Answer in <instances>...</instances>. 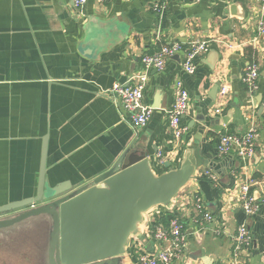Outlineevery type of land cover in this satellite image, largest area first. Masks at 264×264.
Returning <instances> with one entry per match:
<instances>
[{
    "label": "crops",
    "instance_id": "crops-1",
    "mask_svg": "<svg viewBox=\"0 0 264 264\" xmlns=\"http://www.w3.org/2000/svg\"><path fill=\"white\" fill-rule=\"evenodd\" d=\"M261 5V0H87L77 9L71 0H0V207L36 195L44 150L48 189L103 190V183L93 181L120 158L143 160L151 180L171 176L177 189L167 203L140 214L119 264H139L141 254L169 247L153 233L171 219H179L186 234L176 264H230L243 222L252 237L243 262L264 264V39L256 32ZM192 41L208 46L193 60L192 74L181 67L183 53L167 59L161 71L141 64L162 45ZM251 61L260 69L254 92L242 82ZM139 75L146 76L142 105L152 114L134 129L106 93ZM176 83L189 96L181 119L187 132L179 142L168 127ZM251 126L258 131L251 160H241L234 150L218 153L221 136L241 135ZM248 180H254L258 206L250 218L239 205ZM196 196L212 221L194 222L201 218L193 208Z\"/></svg>",
    "mask_w": 264,
    "mask_h": 264
},
{
    "label": "water",
    "instance_id": "water-1",
    "mask_svg": "<svg viewBox=\"0 0 264 264\" xmlns=\"http://www.w3.org/2000/svg\"><path fill=\"white\" fill-rule=\"evenodd\" d=\"M262 109V108H261ZM193 165H197L189 159ZM144 161L124 157L92 185L75 190L45 186V150L33 198L0 207V231L27 220L49 223L45 264H119L123 242L142 212L165 204L175 195L171 176L151 180ZM9 212L14 214L4 216Z\"/></svg>",
    "mask_w": 264,
    "mask_h": 264
},
{
    "label": "built area",
    "instance_id": "built-area-1",
    "mask_svg": "<svg viewBox=\"0 0 264 264\" xmlns=\"http://www.w3.org/2000/svg\"><path fill=\"white\" fill-rule=\"evenodd\" d=\"M73 6L77 9L81 8L87 0H71ZM102 2L103 0H96ZM182 3H198L201 0H176ZM261 15L256 23L257 34L264 39V0H261ZM208 50L206 42L192 41L182 46L174 43L169 46L162 45L157 51L142 57L141 64L144 68L155 69L161 71L164 68L166 60L184 54V60L181 67L184 72L192 74L194 72L193 60L199 54H204ZM260 78L259 64L251 61L246 67L242 76V82L249 92L257 90V81ZM146 82L145 75H139L124 85H116L106 93V96L120 104L127 112L130 125L134 129L142 128L146 125L151 117L152 109L142 105L144 84ZM226 90L222 89L220 95L224 96ZM189 96L186 91L181 88L180 83L175 84L174 101L168 113V127L175 142H179L186 134L187 128L181 123L184 116ZM261 108L264 113V88L261 95ZM258 139V131L254 126L241 135H225L219 138L217 150L219 154H227L230 150H234L238 158L241 160H251L256 151V141ZM158 157H161L158 154ZM208 178L215 182L216 179L208 174ZM254 180H248L243 183L239 194V205L243 214L250 218L257 210V203L252 196L251 187ZM193 208L199 219H194L196 224L202 225L204 222L212 221L211 215L207 212L201 197L196 196L193 199ZM153 239L158 242H166L169 244L167 248H159L152 253H143L139 256V264H176L181 260L182 252L186 247V234L184 225L179 219H171L166 227L157 225L154 228ZM252 243V237L246 222L240 223L235 232L234 244L231 251L232 262L230 264H245L243 262L244 250Z\"/></svg>",
    "mask_w": 264,
    "mask_h": 264
},
{
    "label": "rangeland",
    "instance_id": "rangeland-1",
    "mask_svg": "<svg viewBox=\"0 0 264 264\" xmlns=\"http://www.w3.org/2000/svg\"><path fill=\"white\" fill-rule=\"evenodd\" d=\"M48 228L47 220L36 219L1 231L0 264H45Z\"/></svg>",
    "mask_w": 264,
    "mask_h": 264
},
{
    "label": "trees",
    "instance_id": "trees-1",
    "mask_svg": "<svg viewBox=\"0 0 264 264\" xmlns=\"http://www.w3.org/2000/svg\"><path fill=\"white\" fill-rule=\"evenodd\" d=\"M164 224H166L167 223V217H165L164 219H163V221H162Z\"/></svg>",
    "mask_w": 264,
    "mask_h": 264
}]
</instances>
